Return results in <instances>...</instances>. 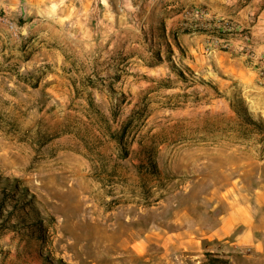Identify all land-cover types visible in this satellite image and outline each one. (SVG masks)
<instances>
[{
    "label": "rangeland",
    "instance_id": "rangeland-1",
    "mask_svg": "<svg viewBox=\"0 0 264 264\" xmlns=\"http://www.w3.org/2000/svg\"><path fill=\"white\" fill-rule=\"evenodd\" d=\"M250 1L224 18L0 12V264H264Z\"/></svg>",
    "mask_w": 264,
    "mask_h": 264
},
{
    "label": "crops",
    "instance_id": "crops-1",
    "mask_svg": "<svg viewBox=\"0 0 264 264\" xmlns=\"http://www.w3.org/2000/svg\"><path fill=\"white\" fill-rule=\"evenodd\" d=\"M142 6L135 16H150V9L157 6L158 16H185L182 6L206 8L204 16L224 18L229 15V6L240 5L241 0H130ZM264 0H251L250 5ZM146 7V11L145 8ZM173 9V10H172ZM7 16H35L29 24L39 20L38 16H127L116 8L115 0H0V12ZM243 7L241 12H245ZM173 11V12H170ZM238 11V13H241ZM192 16H196L192 14ZM239 16V14L237 15ZM259 16H264V8ZM47 18V17H46ZM38 26V25H36ZM264 237H256L255 245L264 246ZM264 251V250H261Z\"/></svg>",
    "mask_w": 264,
    "mask_h": 264
},
{
    "label": "trees",
    "instance_id": "trees-1",
    "mask_svg": "<svg viewBox=\"0 0 264 264\" xmlns=\"http://www.w3.org/2000/svg\"><path fill=\"white\" fill-rule=\"evenodd\" d=\"M92 103L94 104L95 103V101L94 100H92ZM125 130L123 129L119 134H120V136H119V140H118V142L122 145L123 143H124V140H125ZM136 167H138V168H146V172L147 173H149V174H156L159 170H158V166L156 165V164H154V163H149L148 165H144V164H139V165H137ZM25 205V204H24ZM24 207H26V206H24ZM24 212L26 213V215L28 214L29 215V212H27L26 211V208H24ZM11 225V227H13L14 226V224H10Z\"/></svg>",
    "mask_w": 264,
    "mask_h": 264
},
{
    "label": "built area",
    "instance_id": "built-area-1",
    "mask_svg": "<svg viewBox=\"0 0 264 264\" xmlns=\"http://www.w3.org/2000/svg\"><path fill=\"white\" fill-rule=\"evenodd\" d=\"M0 16H6L5 14H0ZM14 27V24L12 25Z\"/></svg>",
    "mask_w": 264,
    "mask_h": 264
}]
</instances>
